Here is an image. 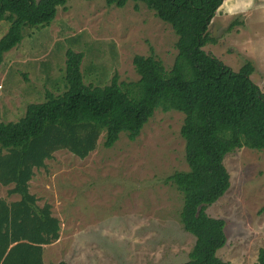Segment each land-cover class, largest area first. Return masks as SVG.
<instances>
[{"label":"rangeland","instance_id":"374dc122","mask_svg":"<svg viewBox=\"0 0 264 264\" xmlns=\"http://www.w3.org/2000/svg\"><path fill=\"white\" fill-rule=\"evenodd\" d=\"M66 7L58 9L51 25L25 29L21 44L5 54L2 66L12 61L5 83L11 91L0 98V122H18L29 104L44 102L48 92L66 91L70 49L84 53L87 83L106 86L118 74L124 92L140 79L133 65L136 55L154 54L167 70L173 67L178 37L143 4L130 1L118 8L106 0H68ZM8 30L9 22L0 21V38ZM209 31L218 42L204 50L235 72L251 61L256 69L252 80L264 92V0H225ZM36 57L40 60L33 79L28 74L34 73ZM43 85L48 90H41ZM10 100L15 109L5 111ZM183 120L180 112L157 110L135 141L123 133L107 149L102 136L86 159L62 150L46 161L47 168L35 170L30 192L40 207L51 204L61 221L60 240L46 246L45 264L189 260L196 239L180 220L181 193L166 182L175 171L188 170ZM224 163L231 187L207 210L226 222L227 243L217 255L231 264H258L264 248V151L244 147L227 155ZM13 186L0 183V198L8 203L20 200L8 194Z\"/></svg>","mask_w":264,"mask_h":264},{"label":"trees","instance_id":"16d2710c","mask_svg":"<svg viewBox=\"0 0 264 264\" xmlns=\"http://www.w3.org/2000/svg\"><path fill=\"white\" fill-rule=\"evenodd\" d=\"M67 1L0 0V21L9 22L0 39V63L21 44L25 29L51 25ZM130 1L172 27L178 37L175 63L167 70L154 54L136 55L140 79L124 92L118 74L106 86L87 83L85 55L70 49L66 91L29 104L18 122H0V183L14 185L8 194L20 196L12 203L0 198V264H45L46 246L60 240L61 221L52 205L40 207L30 192L35 170L47 168L46 161L62 150L86 159L102 136L107 149L123 133L135 141L157 110L184 115L180 133L188 170L175 171L166 182L181 193L180 220L196 241L189 260L179 264H231L217 255L227 243L226 222L207 210L231 187L226 156L244 147L264 151V92L252 80L256 69L248 61L235 72L204 50L218 42L209 29L225 0H106L118 8ZM258 264H264V248Z\"/></svg>","mask_w":264,"mask_h":264},{"label":"crops","instance_id":"0c3cea01","mask_svg":"<svg viewBox=\"0 0 264 264\" xmlns=\"http://www.w3.org/2000/svg\"><path fill=\"white\" fill-rule=\"evenodd\" d=\"M220 10H221V8H220ZM219 10V11H220ZM218 11V12H219ZM4 36V35H3ZM3 36H1V38L3 37ZM0 38V39H1ZM10 52V51H9ZM8 52V53H9ZM7 54V53H6ZM22 57V56H21ZM40 60V58H38V57H36V58H34V60H32V62H36L35 64H33V66H32V68L34 69V73H29L28 74V77H32L33 79L35 78V76H36V73H35V67L37 66V62ZM6 61H7V59H6ZM24 61H27V63L26 64H28L29 62H30V59H29V57H25V59L23 60V63H24ZM5 62V55H4V57H3V60H2V62L0 63V90H2L1 88H5L4 89V91H2V93L0 92V98L1 97H3L4 95H3V93H6V94H8V95H6V96H10V91L8 92V90H6V87H5V83L7 82V80H8V77L10 76V71H11V69L8 71V68H9V65L11 64V62L12 61H10V63L8 64L7 62L4 64V66H2V63H4ZM6 64L8 65V66H6ZM15 64V63H14ZM25 64V65H26ZM27 72L28 71H26V73H23V74H27ZM40 88H41V90H46L47 88H46V86L45 85H43V86H40ZM48 90V89H47ZM52 93H54V92H52ZM55 94V93H54ZM6 98V97H5ZM3 109L5 110V111H12V110H14L15 108H13V106H12V103H11V100L10 101H8V102H6L5 101V103H4V107H3Z\"/></svg>","mask_w":264,"mask_h":264}]
</instances>
